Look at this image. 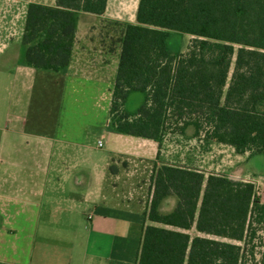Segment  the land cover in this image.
<instances>
[{
  "label": "trees",
  "instance_id": "1",
  "mask_svg": "<svg viewBox=\"0 0 264 264\" xmlns=\"http://www.w3.org/2000/svg\"><path fill=\"white\" fill-rule=\"evenodd\" d=\"M107 4H30L27 64L67 68L78 14L103 15ZM173 31L193 37L187 52L169 53ZM133 92L145 100L131 114L125 104ZM111 114L125 135L161 144L165 134L192 127L207 143L264 155V0H140L136 23L123 31ZM151 181L146 217L162 226L143 228L136 264H264V203L255 183L169 163L154 164ZM171 196L175 210L160 213Z\"/></svg>",
  "mask_w": 264,
  "mask_h": 264
},
{
  "label": "crops",
  "instance_id": "2",
  "mask_svg": "<svg viewBox=\"0 0 264 264\" xmlns=\"http://www.w3.org/2000/svg\"><path fill=\"white\" fill-rule=\"evenodd\" d=\"M116 1L103 15L78 14L71 62L53 72L27 64L22 38L28 6L56 0H0V264H136L143 228L162 226L146 217L154 164L213 173L196 154L117 131L123 34L106 30ZM139 1L125 24L136 23ZM131 94L133 114L145 99ZM260 180L249 181L258 189ZM176 205L168 197L159 211Z\"/></svg>",
  "mask_w": 264,
  "mask_h": 264
},
{
  "label": "rangeland",
  "instance_id": "3",
  "mask_svg": "<svg viewBox=\"0 0 264 264\" xmlns=\"http://www.w3.org/2000/svg\"><path fill=\"white\" fill-rule=\"evenodd\" d=\"M134 7L135 0H117L116 3H111V10L108 12V15L113 20L107 22L106 30L119 31L123 34L124 28L127 25L124 21L127 16L123 13H128L133 10ZM118 17H122L120 18L122 19V22L117 21L119 20ZM192 39L193 37L188 34L173 31L168 39V49L175 55L185 53L187 52ZM130 99H144V95L140 92H133ZM129 109H133V105L130 104ZM138 109L139 107L137 110ZM162 147L165 152H173L178 149L182 152H186V154H196L205 161L207 166L212 167L211 169L213 173L227 175L234 179L244 181H249L253 179V177H258L261 179V187L258 188V195L260 200L264 203V155H257L253 158L249 157L248 153L243 155L237 154L230 146H220V144L215 146L213 142L207 143L195 137V129H193L191 134H187V132L182 135H177L171 132L165 134L162 140ZM149 170H151V167L150 165H147L146 171ZM131 246L132 247H129V250L132 249L131 252L133 253L134 245L132 244ZM258 251L260 250H257V252ZM258 253L257 259H259Z\"/></svg>",
  "mask_w": 264,
  "mask_h": 264
},
{
  "label": "built area",
  "instance_id": "4",
  "mask_svg": "<svg viewBox=\"0 0 264 264\" xmlns=\"http://www.w3.org/2000/svg\"><path fill=\"white\" fill-rule=\"evenodd\" d=\"M98 146H99V147H102V146H103L102 141H99Z\"/></svg>",
  "mask_w": 264,
  "mask_h": 264
}]
</instances>
